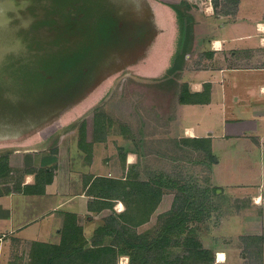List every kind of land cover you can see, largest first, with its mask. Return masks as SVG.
Segmentation results:
<instances>
[{
    "label": "crops",
    "instance_id": "crops-1",
    "mask_svg": "<svg viewBox=\"0 0 264 264\" xmlns=\"http://www.w3.org/2000/svg\"><path fill=\"white\" fill-rule=\"evenodd\" d=\"M147 1L154 14L147 60L157 58L165 46L164 64L141 71L138 66L143 62H139L132 70L137 79L152 82L157 91L163 89L155 92L163 102L150 97L151 107L163 104L165 121L178 137L210 145L213 158L218 149H225L237 158L258 157L260 163L259 182L254 178L247 182L249 177L241 178L236 171L222 174L218 164L214 166L217 193L230 200L228 220L222 219L218 226L227 241L213 249L212 264H264V0ZM178 3L187 5L185 14L172 5ZM109 79L95 91L109 85ZM80 102L76 109L86 99ZM73 108L50 126L0 142L7 162L0 172V264H34L33 244H61L67 225L77 224L76 219L91 246L90 214L110 209L105 207L108 199L90 188L95 178L109 177L105 157L111 143L124 148L126 138L118 136L110 142L109 137L98 136L94 125L86 141L99 159L87 158L78 131H71L72 145L61 134L72 125ZM94 159L101 171L93 178ZM135 159L128 152L124 164Z\"/></svg>",
    "mask_w": 264,
    "mask_h": 264
},
{
    "label": "rangeland",
    "instance_id": "rangeland-1",
    "mask_svg": "<svg viewBox=\"0 0 264 264\" xmlns=\"http://www.w3.org/2000/svg\"><path fill=\"white\" fill-rule=\"evenodd\" d=\"M95 1L102 9L96 4L94 7L97 10L94 11L91 3ZM138 1L140 4L137 0H132L133 3L128 0L131 4L127 5L126 14H122L133 18L130 24L122 23L128 21V18L120 17L119 20V17L114 16L116 21L112 25L111 17L108 20L98 17V24L88 26L87 29L84 27L83 17L88 13L103 11L104 6L114 14L118 13L113 7L116 0L60 1L62 6L71 5L79 8L80 16L83 17L82 19L80 16L73 17V20L81 21L83 27L81 26L80 29L87 35V39H82L76 47L45 53L42 56L45 59L39 61L38 65L28 72V83L25 80L22 86L26 87L25 90L28 92L26 99L32 104L29 110L35 115L45 112L44 109L51 104L46 100V96L50 93H53L52 99L55 101L51 109L60 103H67L58 114L47 115L37 122L28 123L41 128L52 125L57 122L59 116L74 106L71 111L74 118L69 120L72 125L64 131V134L60 133L65 135L64 139L72 145L74 135L72 136L71 131H78L80 135L78 138H81L83 146L80 147L88 153L87 158L99 159L92 145L90 146L86 141L88 131L91 133L94 125L100 130L101 134L98 136L109 137L110 142L118 136L126 138V147H119L114 141L111 143L112 147L108 148L105 157L108 160L106 162L108 178L118 181L116 184L118 188L113 192L114 198L108 200L111 204L110 209L104 208L102 211L96 210L90 214L92 215L90 219L93 221L92 227L88 229L92 232L89 235V240L92 241L97 236L103 235L102 232H97L99 226L105 225L114 229L113 232L102 236V240L104 245L116 248V264H139L146 255L150 258L147 264H212L213 249L227 241L224 239L226 234H219L218 226L223 222L222 219L227 218L226 203L230 200L229 196L224 195L220 198L215 192V188L217 190L220 188L213 181L217 180L213 174L216 173L214 166L218 164L216 168H219L222 174L236 171L241 178L249 177L246 179L247 182H251L252 178L255 182H259L260 163L257 161L258 157L255 160H247L241 156L237 158L236 153L230 154L225 149H218L213 158L207 150L178 137L172 124L165 121L166 115L161 109L164 107L163 104L162 106L159 104L158 107L154 104L156 107H151L153 102L150 101V97L163 102L160 100L161 95L155 93L163 92V89L157 91L155 85H151L152 82L137 79L132 70L134 64L148 63L149 53L146 48L153 36L150 35L152 24L149 23L154 17L152 9L147 0ZM97 27L98 32H96ZM140 29L143 32L139 37L137 31ZM100 36L103 44L104 41L111 44L110 49L107 50L110 53L106 57L101 58L102 56L94 48L93 53L80 62L76 58L73 59L77 55L88 53L96 43L100 46L102 44ZM118 42L121 45L126 44L123 48L127 49L114 48L120 45ZM95 55L99 56L96 58ZM71 60L75 63L72 73L76 72L80 75L63 83L64 78L68 76L65 66H68ZM14 70L15 68L12 69L13 73ZM108 77H111L109 80L112 82L109 85L112 86L109 89V85L104 86L96 92V87ZM50 79L53 80L50 82ZM163 79L159 78L160 82H163ZM159 84H163V87L170 86L169 83ZM85 99L86 102H83ZM78 100L83 103L76 109V105L72 103ZM13 109L15 108L9 104V100L3 99L0 102V112L5 116L3 119L0 118V121H5L12 115L17 120L25 118L21 108L18 112ZM28 120H31L30 116ZM15 128L8 127V129ZM214 129L217 131L216 128ZM59 134L56 141L60 138ZM8 140L13 139L0 138V142ZM128 152L135 154L136 159L134 163L125 165V156ZM5 153L0 148V163L6 160ZM92 166L94 172L90 175L94 178L101 169L95 159ZM99 192L100 190H97L95 193ZM111 216L116 219H110ZM76 221L84 233L78 219ZM172 224L175 226L170 228ZM234 231L237 232L239 229ZM162 235L166 239L163 246L156 244L153 250L144 247L150 242H157ZM82 236L83 234L77 238L73 237V241L69 240L76 244L86 243L80 240ZM244 238L249 240L245 236ZM84 245L90 246V244ZM51 249H54L51 243L35 242L34 264L40 259H46V255L51 254Z\"/></svg>",
    "mask_w": 264,
    "mask_h": 264
},
{
    "label": "bare ground",
    "instance_id": "bare-ground-1",
    "mask_svg": "<svg viewBox=\"0 0 264 264\" xmlns=\"http://www.w3.org/2000/svg\"><path fill=\"white\" fill-rule=\"evenodd\" d=\"M129 4L131 3L128 0H119L115 5L122 8ZM70 19L71 16L69 17L65 9L55 8L54 0H0V78L3 79L0 81V93H15L18 86L14 82H20L19 85L23 89L22 82L24 83L25 79L18 75V68H24L25 63L19 61L16 55L25 48L29 47L35 52L45 50L53 53L59 50L60 46H65L62 43L65 30L76 29L78 32L77 36L70 40V46L82 41L83 34L79 28L83 24L70 22ZM14 42H17L19 47L13 44ZM11 45L17 46L18 49L15 51L17 47L12 48ZM12 62H15L14 65H11ZM146 64L141 63L138 66L141 71L142 65ZM15 67L17 69L13 73L12 69ZM9 78H12L13 82L8 80Z\"/></svg>",
    "mask_w": 264,
    "mask_h": 264
},
{
    "label": "water",
    "instance_id": "water-1",
    "mask_svg": "<svg viewBox=\"0 0 264 264\" xmlns=\"http://www.w3.org/2000/svg\"><path fill=\"white\" fill-rule=\"evenodd\" d=\"M60 1L61 0H54L55 8L56 9H65L67 11L69 17L71 16L70 22H81L79 20L78 21L73 20V17H79L80 16L79 8L77 9V7L75 8V7H72L71 5L70 6L65 5L66 7L65 6H62L60 4L61 3ZM116 3H119V0H116ZM116 3L115 2L113 3L114 9L116 11H118V13H116V14H114L112 11H109V8L108 7H105L102 4L104 6V8H105L103 11L97 12V13H91V14L88 13L85 17L80 16L81 19H82V17L85 19V21H84L85 22L84 27H86V29H87L88 26L95 25V24L97 25L98 24V21H97V18L98 17H102L103 19H106V20H108V18L111 17L110 22H111L112 25H114V23L116 21V17H114V16H117V18L119 17V20H120V17L121 18H128L129 19L128 21H125V22H122V23H123V25L130 24L131 23V20L133 18H131V16H129V15H128L129 17L122 16V14L125 13V10L127 9V5H125L122 8H117L116 5H115ZM91 4L93 5L94 11L97 10L94 7L96 4L99 6L100 9H102L101 6L99 5V3H97V1H95L94 3L92 2ZM111 13H113V14H111ZM60 15L62 16V14H60ZM122 23H121V25H122ZM79 30H81V29L79 28ZM96 32H98V27L96 28ZM63 33L65 35L63 36V40L64 41L62 40V43L65 46L64 47H61L60 46L58 48L59 50L64 49L66 47L67 48L76 47L79 44V43H77V44H74L73 43V45L70 46L71 45L70 42L78 34V32H77L76 29L75 30H70V31L69 30H65ZM66 33H68L69 35H67ZM81 33L83 34V38L82 39H84V38L87 39V35L84 33V31L83 32L81 31ZM101 36H100V39H101ZM101 41H102V39H101ZM13 44H15V45H17L19 47V44L17 42H14ZM118 44H120V43L118 42ZM110 45L111 44L108 43L107 41H104V44H103V41H102V44H100V46H99L98 43H96L94 45V47L91 48L88 51V53L83 54V55L82 54L77 55L73 59L76 58V60H78V62H80L83 58H85L86 56L92 54L94 48L99 53V55L102 56L101 58H104V57H106L110 53V52H107L108 48L110 49ZM125 45H121L120 44L118 46H114V45H112V46H114V48L115 47H121L124 50V49H127V48H123ZM17 46H12L11 45L10 47L14 48V47H17ZM18 47L16 49H14V50L16 51L18 49ZM101 48L105 49L106 51H103ZM71 49H73V48H71ZM11 51H13V50H11ZM45 53L47 54L48 52H45V50L36 51L35 52L32 49H30L29 47H27L21 53H18L16 55L17 56V59L19 61H22L23 63H25V67L24 68H22V69H19L18 68V75L20 77L24 78L27 81V83H28V79H29L28 72L32 71L33 67L37 66L39 61H41L42 59H45L44 57H42V56L45 55ZM99 55H95L94 57L97 58ZM73 61L70 62V64H68V66H65L66 67L65 68L66 69V73H68V76L64 78L63 83L65 81H69L71 79H74L75 77H77V76L80 75V74H76V72L72 73V70H73L74 64H75ZM14 63L15 62H12L11 65H14ZM23 63H20V64H23ZM69 67H71V68H69ZM16 69H17V67H15V70ZM25 75H26V78H25ZM91 76H93V75H91ZM49 77L50 76H48V78ZM8 80H10V81L13 82V79L12 78H9ZM51 80H53V79H50L49 81L51 82ZM0 81H3V79L0 78ZM14 83L17 84V86H18L17 88L18 89L15 91V93H7V92H5L4 94L3 93H0V102L3 99H5V98L8 99L9 100V104L13 108H15V109H13V111L18 112V109L21 108V111H23V113L25 114V118L24 119H21V120H17V118H15L12 115L11 118H8L5 121L4 120L0 121V138H10V139L12 138L13 139V138H16V137H23V136L28 135L29 133L34 132L37 129H40L41 128L40 126H31L30 123L31 122H37L38 120L43 119L47 115L53 116L55 114H58L61 111V109L67 104V103H60L55 108L51 109V106H52V104L55 103V101H53V99H52L53 93H50V94H48L46 96V100H48V102H51V104H49L48 107H46L44 109L45 112L43 111L39 115H35L31 110H29L30 107L32 106V104H31V102L29 100L26 99V96L28 95V92L25 90L26 87L25 88L23 87V89H22L21 86L19 85L20 82H14ZM11 89H12V87H11ZM23 91L25 92V95L24 96H23ZM79 101L80 100H78L76 103H78ZM76 103H72V104H76ZM68 105H70V104H68ZM15 115H17V113H15ZM4 116L5 115L1 114V112H0V118L3 119ZM29 116L31 117V120H28L29 119ZM28 122H30V123H28ZM26 123H28L27 126H26ZM24 126H25V128H23ZM8 127H16V128L15 129H8Z\"/></svg>",
    "mask_w": 264,
    "mask_h": 264
},
{
    "label": "trees",
    "instance_id": "trees-1",
    "mask_svg": "<svg viewBox=\"0 0 264 264\" xmlns=\"http://www.w3.org/2000/svg\"><path fill=\"white\" fill-rule=\"evenodd\" d=\"M180 14H185L187 11V5L183 3L178 4H172ZM215 6H217V2L215 3ZM164 14L163 11H161ZM165 46L160 48V55L156 56L157 58H151L146 65H142L143 71H151L154 69H158L161 65L164 64V54H165ZM99 130V129H98ZM100 131V130H99ZM187 141V140H185ZM190 142V141H188ZM192 143H195L192 141ZM196 144V143H195ZM197 145V144H196ZM199 147H202L203 149L207 150L210 154L211 148L210 145H197ZM6 160L5 163H0V172L5 171L6 166ZM118 181L112 180L108 177H98L96 178L92 183V193H95L97 190H100L97 196H102L103 198H107L108 200L110 198H114L113 192L118 188L116 184ZM215 192H217V189L215 188ZM105 207H109L111 204L105 202ZM110 219L115 220L116 218L114 216H111ZM174 227L175 225H170ZM75 227V228H73ZM114 229L110 228L108 226H99L97 228V232H102V236L109 234L113 232ZM81 227L77 224H71L69 222V225H67L64 233V241L61 244H52L54 246V249H51V254L46 255V259H40L39 261L35 262V264H116V248L113 246H106L104 245V242L102 240V236H97L93 241L91 246L85 247L83 242H77L73 243V237H80L82 235ZM71 239V240H69ZM84 236L80 240H84ZM76 240V239H75ZM79 240V241H80ZM166 239L164 236H160V240L157 242H150L147 245H144V247L153 250V247L159 245L160 247L165 244ZM49 245V244H47ZM149 256H143L141 259V262L139 264H147L149 262ZM47 260V261H45ZM174 264V263H169Z\"/></svg>",
    "mask_w": 264,
    "mask_h": 264
},
{
    "label": "flooded vegetation",
    "instance_id": "flooded-vegetation-1",
    "mask_svg": "<svg viewBox=\"0 0 264 264\" xmlns=\"http://www.w3.org/2000/svg\"><path fill=\"white\" fill-rule=\"evenodd\" d=\"M76 8V7H75Z\"/></svg>",
    "mask_w": 264,
    "mask_h": 264
}]
</instances>
